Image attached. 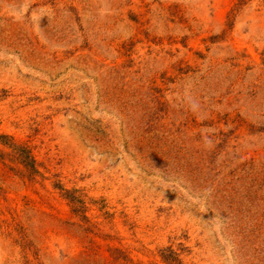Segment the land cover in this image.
Returning <instances> with one entry per match:
<instances>
[{
  "label": "rangeland",
  "instance_id": "rangeland-1",
  "mask_svg": "<svg viewBox=\"0 0 264 264\" xmlns=\"http://www.w3.org/2000/svg\"><path fill=\"white\" fill-rule=\"evenodd\" d=\"M0 264H264V0H0Z\"/></svg>",
  "mask_w": 264,
  "mask_h": 264
}]
</instances>
